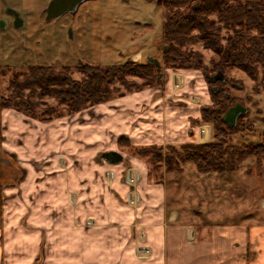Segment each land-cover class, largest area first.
Returning <instances> with one entry per match:
<instances>
[{
	"label": "crops",
	"instance_id": "obj_1",
	"mask_svg": "<svg viewBox=\"0 0 264 264\" xmlns=\"http://www.w3.org/2000/svg\"><path fill=\"white\" fill-rule=\"evenodd\" d=\"M165 75L163 89L112 98L69 120L28 121L0 110V264H264V232L226 223L195 227L176 209H184L179 193L169 200L165 181L150 182L137 157L128 159L137 199L128 203L122 166L103 158L114 151L125 161L122 137L139 147L208 138L194 122L210 105L206 78L187 70ZM134 220L143 225L142 240Z\"/></svg>",
	"mask_w": 264,
	"mask_h": 264
},
{
	"label": "rangeland",
	"instance_id": "obj_2",
	"mask_svg": "<svg viewBox=\"0 0 264 264\" xmlns=\"http://www.w3.org/2000/svg\"><path fill=\"white\" fill-rule=\"evenodd\" d=\"M7 7L14 5L23 24L20 27L13 25L12 16L7 12L1 17L5 26L0 28V96L10 93L9 82L27 67L32 65L50 66L60 68L69 67L70 74L75 79H82L85 74L77 69L80 63H92L96 65H111L124 63L132 59V55L141 50L143 52L140 61H146V56L151 55L159 60L164 76L152 86H143L130 92H123L122 87L113 98L137 92L144 89H157L165 87L166 73H182L185 69H169L163 67L161 26L163 21V9L155 2L144 0H86L81 3L74 13L46 20L41 17L38 9L30 10L28 7L17 6V0H6ZM206 62H211L215 55L211 51L195 46ZM193 72L192 77L203 76L199 70H187ZM227 78L231 82L229 92L236 101L247 109L246 116L242 118V127L228 131V145H253L264 141V82L260 74L257 80L249 77L242 70L232 67L226 69ZM140 82L139 78H134ZM206 90L210 85L206 84ZM160 94H164L162 91ZM171 94H168V98ZM166 95L164 97L166 99ZM210 101L207 107L214 105V100L209 94ZM193 100L191 96L187 97ZM45 103L37 108L35 116H29L22 112L28 121H39V111L46 106L58 107L61 116L69 120L72 114H68L64 106L56 105L55 100L44 98ZM91 107V106H89ZM89 107L78 114L91 113ZM9 109V108H0ZM90 110V111H88ZM88 111V112H83ZM77 113V112H76ZM201 115V113H200ZM53 118V119H56ZM197 125L207 127L210 141L211 124L199 123ZM52 120V119H51ZM245 124H244V123ZM250 124V125H249ZM250 126V127H247ZM207 136V135H206ZM203 139L206 137H202ZM106 148L109 142H103ZM188 143V144H200ZM184 145V144H183ZM119 149L126 153L124 162L109 163L114 166H122L123 178L129 183L127 202L136 203L135 182L136 170L128 161L129 157H137L142 160L151 177L150 182L165 181L169 200L176 196L184 206L176 207L179 214L182 213L195 227L207 226L212 223L238 225V229L246 227L249 232H264V161L256 156H246L240 159L236 168L231 173L199 172L194 162H175L169 167L166 163L167 154L171 153L168 147L176 150L181 145L164 144L156 146L153 153L140 155L137 152L139 146H133L123 137L118 140ZM146 147V146H145ZM160 154V158L158 155ZM62 160V159H60ZM107 162V161H106ZM95 162L90 159L87 165ZM108 163V162H107ZM134 177V179H133ZM107 182L110 171L105 170L101 176ZM132 179V180H131ZM162 181V182H163ZM199 190L202 191L199 196ZM197 193L198 197L193 194ZM0 191V213H1ZM132 203V204H133ZM182 209V210H181ZM200 211V212H199ZM91 225L95 223L91 218L86 219ZM83 226H87V222ZM88 223V224H89ZM132 227L138 233L139 239L144 238L142 223L132 222ZM137 228V229H136ZM238 232V231H237Z\"/></svg>",
	"mask_w": 264,
	"mask_h": 264
},
{
	"label": "trees",
	"instance_id": "obj_3",
	"mask_svg": "<svg viewBox=\"0 0 264 264\" xmlns=\"http://www.w3.org/2000/svg\"><path fill=\"white\" fill-rule=\"evenodd\" d=\"M163 9L161 26L163 67L199 70L203 76L221 71L223 80L210 83L214 105L201 111L199 123L211 124L212 139L200 144H184L166 156L167 166L175 162H194L199 172L231 173L240 159L256 156L264 161V141L253 145H228V131L242 127L241 114L234 127L227 126L222 115L235 104L229 92L226 69L235 67L264 82V0H144ZM195 46L213 52L206 62ZM82 79L71 76L69 67L32 65L9 82L10 93L0 96V108H9L35 116L44 98L64 106L68 114L112 99L119 92H130L158 82L159 70L147 61L111 65L80 63ZM134 78H139L140 82ZM231 87V86H230ZM41 120L62 115L58 107L39 111ZM244 123V122H243ZM245 124V123H244ZM250 125V124H249ZM247 127H250L247 125ZM156 146L138 148L140 155L153 153ZM160 158V154L158 155Z\"/></svg>",
	"mask_w": 264,
	"mask_h": 264
},
{
	"label": "water",
	"instance_id": "obj_4",
	"mask_svg": "<svg viewBox=\"0 0 264 264\" xmlns=\"http://www.w3.org/2000/svg\"><path fill=\"white\" fill-rule=\"evenodd\" d=\"M84 0H50L47 7L45 8V19H53L57 18L64 13H74L77 7V4L81 3ZM8 14L13 16V25L16 27H20L23 24V20L20 18L18 12L12 8H7L5 10ZM5 26V22L0 20V28ZM146 61L153 65L157 70L162 69V65L158 59L153 58L151 55L146 57ZM208 83H213L217 80H223L224 75L221 71H218L214 75H207L206 76ZM247 109L240 103H235L233 106L229 107L224 114L222 115L223 122L229 126L234 127L236 124L237 118L241 115L246 113ZM103 158L108 163H120L122 160V156L119 153L114 151L107 152L103 154Z\"/></svg>",
	"mask_w": 264,
	"mask_h": 264
},
{
	"label": "flooded vegetation",
	"instance_id": "obj_5",
	"mask_svg": "<svg viewBox=\"0 0 264 264\" xmlns=\"http://www.w3.org/2000/svg\"><path fill=\"white\" fill-rule=\"evenodd\" d=\"M5 1L6 0H0V20H3L1 17V14L4 13L7 8H12L14 10H17V8H15L14 5L11 7H7L8 5L5 3ZM49 1L50 0H17L16 5L21 6V7H28L30 10L38 9L39 12L41 13V17L45 18L44 10L47 7ZM84 1H86V0H84ZM84 1H82L81 3H83ZM81 3L77 4V7ZM77 7H76V9H77ZM10 16H12V15H10ZM12 20H13V16H12Z\"/></svg>",
	"mask_w": 264,
	"mask_h": 264
},
{
	"label": "bare ground",
	"instance_id": "obj_6",
	"mask_svg": "<svg viewBox=\"0 0 264 264\" xmlns=\"http://www.w3.org/2000/svg\"><path fill=\"white\" fill-rule=\"evenodd\" d=\"M203 131V130H202ZM205 133V134H204ZM204 136L206 137V135H207V129L204 127ZM202 136V135H201Z\"/></svg>",
	"mask_w": 264,
	"mask_h": 264
}]
</instances>
